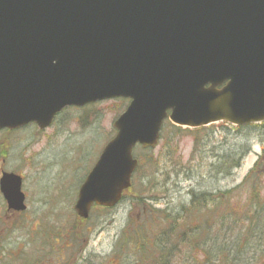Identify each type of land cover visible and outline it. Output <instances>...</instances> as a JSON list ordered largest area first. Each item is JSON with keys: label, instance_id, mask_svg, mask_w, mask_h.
Returning a JSON list of instances; mask_svg holds the SVG:
<instances>
[{"label": "water", "instance_id": "1", "mask_svg": "<svg viewBox=\"0 0 264 264\" xmlns=\"http://www.w3.org/2000/svg\"><path fill=\"white\" fill-rule=\"evenodd\" d=\"M119 98L131 103L79 190L83 220L119 204L134 149H154L165 120L264 122V0H0V131ZM0 192L26 211L20 176L3 173Z\"/></svg>", "mask_w": 264, "mask_h": 264}, {"label": "rangeland", "instance_id": "2", "mask_svg": "<svg viewBox=\"0 0 264 264\" xmlns=\"http://www.w3.org/2000/svg\"><path fill=\"white\" fill-rule=\"evenodd\" d=\"M117 103L112 100L81 109H68L56 119L52 127L44 131L29 125L9 133L0 132V176L5 171L23 177L22 191L26 195L28 207L27 212L21 215L6 210V202L0 193V258H5L8 250L6 264H22L18 262L19 259H29L30 264H37L38 261L41 264H64L55 260L45 261L35 253L37 246L32 244L50 229L62 230L64 234L70 235L73 244H82L75 250V254L60 260L77 264H120L113 257L114 247L127 224L136 215L141 217L142 213L141 201L134 196H142L147 187L154 186V183L149 180L143 182L141 176L132 193L126 195L116 208H95L88 220L79 218L74 210L78 191L87 173L107 143L116 135L113 124L126 108V105L123 108ZM180 146L181 154L187 161L192 151L191 137H184ZM160 149L161 146L153 152L158 154ZM139 151L141 153V149ZM261 151V146L255 142L243 167L233 177L226 179H216L215 173H210L208 166L212 161V153L208 152L203 164L199 159L194 162L193 169L196 168L198 172L192 182L185 180L184 173L170 182L168 194L151 193L153 196L148 198V192L146 199H152L154 203L147 202L146 205L153 204L154 207L173 210L183 200L188 203L187 194L190 189L217 193L231 190L243 181ZM140 153L134 154L135 157H140ZM249 160H252V164L248 167ZM146 171L149 172V169ZM262 184L264 189V178ZM260 200L264 204V192ZM30 231L39 233L36 237H30ZM251 235L253 240L244 250L247 255L238 256L235 264H264V236H259L257 232ZM70 242V250H73ZM244 243L245 240H242L241 245ZM24 251L26 256L23 258ZM51 258H56L55 253ZM124 264H132V261H125Z\"/></svg>", "mask_w": 264, "mask_h": 264}, {"label": "trees", "instance_id": "3", "mask_svg": "<svg viewBox=\"0 0 264 264\" xmlns=\"http://www.w3.org/2000/svg\"><path fill=\"white\" fill-rule=\"evenodd\" d=\"M117 102L123 108L127 104L125 100ZM184 137L192 139V151L187 161L180 150ZM255 142L261 146L262 153L243 181L233 189L220 193L190 189L188 203L183 200L173 210L146 205L147 202L154 203L152 199H146L148 192V198L153 196L151 193L168 194L170 182L184 173L185 180L192 182L198 172L196 168L193 169L194 162L199 159L203 164L208 152L212 153V161L208 166L210 173L214 172L216 179L233 177L252 153ZM160 146L158 154L141 148L135 151L138 155L141 149L140 157L136 158L139 165L132 187L124 196L132 193L141 176L143 182L149 180L154 186L147 187L142 196H134L141 201V217L138 214L127 224L114 247V259L119 260L120 264L130 260L132 264H235L238 256L247 255L244 250L253 240L251 233L257 232L259 236H264V204L260 200L264 192V123L246 127L218 124L189 130L166 121ZM149 176L152 177L148 179ZM28 233L30 237H36L39 232ZM242 240L246 243L241 245ZM35 242L32 245L37 246L35 253L40 259L77 264L60 260L75 254V250L82 245L73 244L70 235L64 234L62 230L45 231ZM69 242L73 250H70ZM54 253L56 258H51ZM22 256H26L25 251ZM7 257L8 250L5 258H0V264H6ZM23 261L18 260L22 264H30L29 259Z\"/></svg>", "mask_w": 264, "mask_h": 264}, {"label": "bare ground", "instance_id": "4", "mask_svg": "<svg viewBox=\"0 0 264 264\" xmlns=\"http://www.w3.org/2000/svg\"><path fill=\"white\" fill-rule=\"evenodd\" d=\"M251 164H252V160H249L247 166L249 167Z\"/></svg>", "mask_w": 264, "mask_h": 264}, {"label": "flooded vegetation", "instance_id": "5", "mask_svg": "<svg viewBox=\"0 0 264 264\" xmlns=\"http://www.w3.org/2000/svg\"><path fill=\"white\" fill-rule=\"evenodd\" d=\"M2 172H4V171H2ZM2 172H1V173H2ZM6 210H8V209H6ZM14 213H16V212H14ZM17 214H18V213H17Z\"/></svg>", "mask_w": 264, "mask_h": 264}]
</instances>
